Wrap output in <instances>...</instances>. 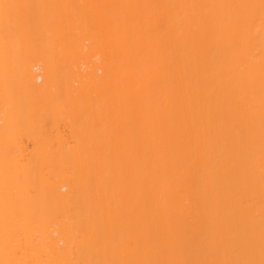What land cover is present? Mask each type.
<instances>
[{
  "label": "bare ground",
  "instance_id": "obj_1",
  "mask_svg": "<svg viewBox=\"0 0 264 264\" xmlns=\"http://www.w3.org/2000/svg\"><path fill=\"white\" fill-rule=\"evenodd\" d=\"M28 3L0 0V264H264V0H69L42 37Z\"/></svg>",
  "mask_w": 264,
  "mask_h": 264
},
{
  "label": "rangeland",
  "instance_id": "obj_2",
  "mask_svg": "<svg viewBox=\"0 0 264 264\" xmlns=\"http://www.w3.org/2000/svg\"><path fill=\"white\" fill-rule=\"evenodd\" d=\"M27 1L30 2V4L28 3V6H26V7L25 6H22L23 4L21 6L18 5L17 10H18V12H20V14L22 13L21 15L19 14L20 15V18H21V19L20 18L19 19L22 20L21 22L22 23L24 21L25 22H28V25H26V26L29 27V29L25 27L24 30L26 29L25 30L26 32H27V29L29 30L27 32V34L29 35V37H30L31 34H32L31 36L40 35L41 37H42L41 34H43V35H44V33H47L48 34V29L52 27V24H54L55 21L56 22H57V20L62 21V19L68 17L69 11H72L71 10L72 8H73V10H77V9H74L75 8V5H73L74 7L72 5H69V0H31V1L27 0ZM76 1L78 2L79 0H76ZM81 1H83V0H81ZM22 2H25V1H22ZM22 2L20 1L19 4H21ZM105 12H103V13L105 14ZM103 13H102V15H104ZM106 14L109 15L110 12L109 13H106ZM108 17L109 16H107L106 18H108ZM22 23H21V25H22ZM24 26L25 25L23 23V27ZM25 31H23V32H25ZM24 34H26V33H23V35ZM99 38H101V37H99ZM84 42L87 43L86 40ZM84 42H83V45L84 46H87ZM88 42H90V41H88ZM98 55H99V53H98ZM98 55H97V58H98ZM94 57H96V56H94ZM82 69H85V65H84V67H82ZM99 71H100L99 73L101 74L102 73V70H99ZM92 105H93V107L98 108V112L96 113V115H87V116H84L83 115L85 117V119H86L85 123H88V124L91 125L92 122H94V125L91 126V128L89 127V129H87L89 131H92V137L89 138L90 142H88V146H90L91 148H99L98 146H100V148L102 146L103 147H107V148H111V147H109V146H111V144H110L111 141L107 138L108 141H106L104 143L102 139H103V136H105V135H103L102 137L100 135L107 133V132H104L105 130L103 129V126L106 125V124L109 125L110 120L112 118H114V116H116L115 115V110H114V108H112L113 105L110 102H108L109 109H107L106 111H103L102 110V107L104 106V102H103L102 99H98V101L94 102ZM76 109L77 110H75V114H77L80 111H82V113H85L86 112V109H84V108H82L80 106H78V108H76ZM113 122H114V120L113 121L111 120L110 125H114ZM60 124H63V121H61ZM110 125H109V127H111ZM112 128H109V129H112ZM63 129H64L63 126H60L59 133H62L63 132L62 133V137H63L62 139H64L63 141H65V140L67 141L66 146L67 147H69V146L71 147V145L72 146L75 145L76 144V141H74L73 137L70 136L71 135L70 134V131H64ZM109 129H107V130H109ZM56 133H58V132L57 131H54L53 132V134H56ZM56 137L54 135V138L53 139H55ZM108 137H110V136H108ZM56 139H58V138H56ZM25 141L27 142L28 150H31L35 146V144H34L33 141H31V140H25ZM25 141H24V143H25ZM51 141H53V143H51L52 144L51 146L54 149L59 146L57 144V140L56 141L55 140H51ZM81 146H79V147H81ZM84 148H85V146H84Z\"/></svg>",
  "mask_w": 264,
  "mask_h": 264
}]
</instances>
